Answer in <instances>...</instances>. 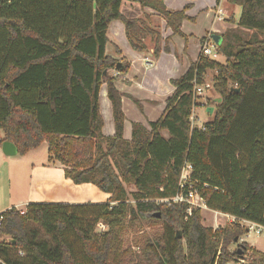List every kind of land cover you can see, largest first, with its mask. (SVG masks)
I'll return each mask as SVG.
<instances>
[{"label": "trees", "instance_id": "trees-1", "mask_svg": "<svg viewBox=\"0 0 264 264\" xmlns=\"http://www.w3.org/2000/svg\"><path fill=\"white\" fill-rule=\"evenodd\" d=\"M123 1L0 0V146L11 141L22 156L45 142L48 161L60 162L66 178L110 194L100 203L32 201L25 211H2L0 264H227L237 257L264 264V252L247 242L229 249L247 233L240 219L264 226V0H226L240 7L237 26L263 33V39L241 40L234 48L237 33L227 30L217 44L225 61L199 53L170 80L174 90L163 113L149 127L132 122L129 139L123 93L115 85L129 64L115 69L118 59L105 51L108 27L122 21L136 51L147 49L143 38L151 35L154 55L170 50L171 36L161 47L150 15L126 16ZM127 1L151 9L172 35L186 37L182 22L194 20L186 14L191 3L168 9L164 0ZM208 69L216 71L213 88L221 100L213 119L196 127L191 116L200 97L193 89L205 83ZM103 84L112 135L103 133ZM185 163L207 208L235 221L207 227L201 208L188 214L189 203L171 200L188 191L179 185ZM126 185L135 187L134 203ZM141 220L159 229L135 252L122 234ZM98 222L107 229L96 231Z\"/></svg>", "mask_w": 264, "mask_h": 264}, {"label": "crops", "instance_id": "crops-1", "mask_svg": "<svg viewBox=\"0 0 264 264\" xmlns=\"http://www.w3.org/2000/svg\"><path fill=\"white\" fill-rule=\"evenodd\" d=\"M164 2L168 9H180L186 3H191L192 5L186 10V14L193 17L194 22L198 20L193 12V7L197 6L199 3L206 7L214 5L213 0H164ZM220 2L221 0L217 2V8L213 14L211 26L208 29L212 31L219 30L220 33H224L228 27L236 26L239 9L235 7L238 16L235 17V23L232 24L231 22L225 21L228 16L223 15V10L221 8L219 9L218 4H220ZM146 11L152 12L151 10L145 9L144 12L146 13ZM144 12L142 10L139 11L140 14ZM212 13L213 10L209 8L208 11L205 12V15H207V18H210ZM126 16L135 17L129 14H126ZM152 17H155V15H152ZM159 20L161 22L159 23L161 27L158 29L156 27V29L161 35V47H163L162 45L165 37L171 36V38L168 42L170 50L165 51L161 49L158 55H153L154 40L151 35L143 38V40H145L149 37L148 40L151 42V45L147 41L146 50L136 51L128 43L122 21L114 20L108 27V42L105 47L106 53L114 58L122 59V61L129 64L128 70L123 74H119L115 81L116 87L123 93L121 102L125 114L124 137L127 139H129L131 135L132 122H140L144 126L149 127V122L155 121L163 113L165 109V99L170 96L174 90L170 80L184 73L191 61L197 60L199 55L198 39L209 31L205 28H194V25L188 22L191 20L186 19L182 22L181 26L182 32L186 37L172 35L171 30L165 26V21L163 19ZM188 25L189 27L187 28ZM194 39H197L196 42ZM114 72L116 71L114 70ZM105 96L107 98L106 92ZM198 103L199 105L201 104L200 102ZM103 106L104 108L100 107L104 118L103 133L105 135H112L114 133V125L111 104L108 98L104 101ZM41 147L44 148L46 155L44 159L39 160L38 149ZM44 151L42 150V153ZM2 158L10 162V168L15 167L19 162L26 163L24 187L29 191V198L25 200V206L29 202H32L30 199L34 197L42 199L38 191L45 194L52 192V194H50L51 197H53V195L55 196V194L58 193V186L70 187L76 191L75 195L72 196L73 200L67 201L68 203H80L79 201H83L84 199L79 200L77 198H84L86 195L89 197L87 191L98 194V188L95 185L91 183L75 185L69 178H66L63 173V165L60 162H48L47 144L45 142L39 147L29 150L22 156L17 154L14 156H7L3 153ZM10 168H8L9 174L7 179L9 189L13 190V188H15V190H17V188H22V182L20 181L21 176H17ZM34 193H36L35 196H32ZM109 196L110 194L105 192L101 195L103 201H106ZM44 197H46V199H57L58 201L59 198H61L58 195L53 198H49L50 196ZM63 199L65 200V198ZM19 205L20 203L17 202L12 204V206L21 209ZM251 246L253 245L251 244Z\"/></svg>", "mask_w": 264, "mask_h": 264}, {"label": "rangeland", "instance_id": "rangeland-1", "mask_svg": "<svg viewBox=\"0 0 264 264\" xmlns=\"http://www.w3.org/2000/svg\"><path fill=\"white\" fill-rule=\"evenodd\" d=\"M213 2H214V5H212L211 7L210 6L206 7L205 5H201L200 3L197 6L193 7V12L196 15V18L198 21L197 22L188 21V22L191 23L192 25H194V28H196V29L197 28H200V29L210 28L211 21L213 20V14L215 13V9L217 8L216 0H213ZM218 7H219V9L221 8L223 10V15L228 16L225 19V21L231 22L232 24H234L235 20H236L235 17L238 16L237 11L235 9L236 8L239 9V14H240V7L237 5L228 3L226 0H221L220 4H218ZM209 8H211V10H213V13L210 15L211 16L210 18H207V15H205V12H207ZM140 10H142V9L139 7V5L137 3L130 2L127 0L122 2L121 11L124 12L123 14H125V15L129 14L131 16H135V18H143V17H145V15H150L147 18L149 25L151 27H153L154 29H156V27H157V29L161 27L159 24V23H161L159 20L160 18L156 14H154L153 12L150 13L147 11L145 13L143 11L144 9L142 10L144 13L140 14L139 13ZM147 10H151V9H147ZM152 15H155V17H152ZM217 26H218V23H217ZM188 27H189V25L187 26V28ZM227 30H233V31H236L235 33H237V35L232 37V39H231L233 45L235 46L234 48H237V45L240 43L241 40H247V39L250 40V39H254V38L263 39V35H262L263 33L262 34L255 33L251 29H247V28H244L241 26H237V22H236L235 27H228L226 29V31ZM213 34H217V35L221 36L223 34V32L220 33L219 30L207 31L203 37L198 39L199 52H200V47H201L202 43L205 41L204 40L205 37L207 38V36H210L212 38ZM148 38L143 40L146 45H147V41L149 42ZM153 40H154V37H153ZM194 40L196 42L197 39H194ZM149 43L151 45V42H149ZM216 59L221 63H223L225 61V57L220 53ZM118 61L124 62V61H122V59H118ZM113 72H114V70H112V69L109 70L110 74ZM116 72H114V74ZM215 75H216V71L211 70V69H208L204 75L205 82L210 83L211 88L205 90L199 96L200 97L199 102L201 104L199 106L197 105L196 107H193V109H192V116H193L192 123L196 127L202 126L205 122L211 121L214 117L215 108H216V105L218 103L217 98H219L217 92L213 88V79H214ZM105 92H106V86L103 84L102 88H101V93H100V107L101 108H104L103 104H104V101H106V99H107L105 96ZM207 107H213L212 112L207 111ZM101 113H102V111H101ZM164 135H167V133L164 132ZM42 150L44 151L43 147L38 149L39 160L44 159L45 155H46L45 151L42 153ZM2 157H3V152L0 150V213L4 210L10 208L12 206V204H14L15 202L20 203L19 207H21V209H19V210L25 211L26 206L24 203H25V200L29 198V193H28L29 191H28V189L26 190V188L24 187V185H25L24 181L26 179V177H24L26 175V170H25L26 169V165H25L26 163L19 162L15 167L10 168L9 167V166H11L10 162H8L7 160H3ZM8 168L13 170V172L15 174H17V176H21L20 181L22 182V188H20V189L17 188V190H15V188H13V190L9 189L8 180H7L8 174H9ZM125 187H126V191L128 193V201L130 203H134L132 193L135 191V187L133 185H126ZM57 191H58V193L55 194V196L53 195V197H56V195H58L59 197H61V198H59V201L57 199H46V197H44V196H50L49 198H53L50 195V194H52V192H49V193L46 192L48 194H45V193H41L40 191H38V192H39V195H41L42 199H38V198L34 197L33 199H30V200L34 201V202H62V201H64V202L68 203L67 201L73 200L72 196H74L75 192H76L72 188L66 187V186H58ZM97 191H98V194H94L91 191H87V194L89 197H87V195H86V197H84V198H77V199H79V200L84 199L83 201H79L80 203L105 202L102 200V197H101L103 192H101L99 189H97ZM35 194L36 193H34V195H32V196H35ZM63 198H65V200ZM162 201H164V200H162ZM200 213H201L202 224L204 226H207V227L216 228V227L222 226L228 222L227 217L225 215H223L222 212L219 213V211H215V210H212L209 208H201ZM106 229H107V226L104 223L98 222V224L96 226V231L100 232V231H104ZM158 229H159L158 225L147 226L145 221L141 220V221L136 222L133 226L127 227L123 231L122 241L124 242V244L126 246H129L132 250H134L135 252H138V245L141 244V241L144 240L145 237L153 235L156 232V230H158ZM178 232H180V234L182 235V232L180 230H178ZM241 238H242V240H241ZM241 238H239V241L237 243L231 244L229 246V249L234 250L237 247L238 243L247 241V243L249 245L252 244L253 247L255 246V248H258V250L260 249V251L264 252V235L262 233L261 234H257L255 232L244 233L241 236ZM247 255H249V252L247 253ZM227 264H234V262L230 261Z\"/></svg>", "mask_w": 264, "mask_h": 264}, {"label": "built area", "instance_id": "built-area-1", "mask_svg": "<svg viewBox=\"0 0 264 264\" xmlns=\"http://www.w3.org/2000/svg\"><path fill=\"white\" fill-rule=\"evenodd\" d=\"M205 41L202 43L200 47V55L210 57L212 59H216L219 56L218 51V45L217 43L210 37L207 36L204 39ZM149 63V62H148ZM211 88L210 83H204V84H195L194 85V96L198 97L200 96L205 90ZM196 107V106H195ZM193 120V116H191V121ZM193 124V123H192ZM191 165L189 163H185L179 180V185L182 188L184 185H188V191L186 194L184 193H177L174 197L171 198L173 201H186L190 204V207L188 208L187 212L190 214L191 207H199V208H207L203 198L198 194L196 190L192 188V184L190 183V177H191ZM164 201H168V199H163ZM224 215L227 217L228 222L235 221L236 217L227 213H224ZM242 225L245 226L246 232H255L257 234H263L264 235V226L249 220L240 219L239 220ZM234 264H243L244 258L243 257H237L235 260H233Z\"/></svg>", "mask_w": 264, "mask_h": 264}, {"label": "water", "instance_id": "water-1", "mask_svg": "<svg viewBox=\"0 0 264 264\" xmlns=\"http://www.w3.org/2000/svg\"><path fill=\"white\" fill-rule=\"evenodd\" d=\"M212 39L218 44V43H220L221 37H220V35L213 34L212 35ZM121 65H122V63L120 61H118L116 63L115 69L118 70ZM220 100H221L220 98H217L218 102ZM212 109H213V107H207V111H209V112H212ZM1 150L7 156H14L18 152V149H17L16 145L13 142H11V141H3L2 144H1ZM176 236L178 238H180L181 237L180 232H177ZM240 252H241V250H239V253Z\"/></svg>", "mask_w": 264, "mask_h": 264}]
</instances>
